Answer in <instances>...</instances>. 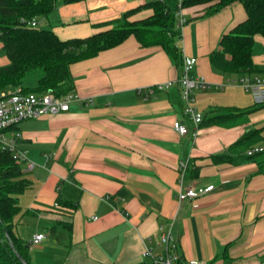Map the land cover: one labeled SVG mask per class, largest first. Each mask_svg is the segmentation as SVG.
<instances>
[{"label":"crops","instance_id":"obj_1","mask_svg":"<svg viewBox=\"0 0 264 264\" xmlns=\"http://www.w3.org/2000/svg\"><path fill=\"white\" fill-rule=\"evenodd\" d=\"M145 2L56 0L37 24L62 39L84 37ZM206 6L183 9L180 35L182 51L197 59L193 75L208 83L195 91L202 114L197 127L183 115L177 84L145 94L146 86L176 79L180 64L131 35L70 64L72 90L80 98L67 111L23 120L8 132L18 134L17 146L35 163L13 218L14 234L29 244L31 264H152L142 253L163 252L158 240L170 222L183 260L263 264L264 149L246 150L264 148V102L243 89L240 76L225 75L209 59L245 10L233 2L205 15ZM150 13L141 8L130 19ZM7 62L0 59V65ZM252 62L259 71L251 75L264 77L261 35L254 36ZM221 114H227L221 122L211 121ZM176 119L186 124V134L173 129ZM246 133L245 143L231 148ZM218 154L230 161L214 158ZM180 162L187 163L182 184ZM208 184L213 189L191 201L176 197L186 185ZM36 233L45 237L31 244Z\"/></svg>","mask_w":264,"mask_h":264},{"label":"trees","instance_id":"obj_2","mask_svg":"<svg viewBox=\"0 0 264 264\" xmlns=\"http://www.w3.org/2000/svg\"><path fill=\"white\" fill-rule=\"evenodd\" d=\"M76 1L80 0H62L63 3ZM233 2L242 4L245 18L222 33L209 59L225 75H251L259 71L252 62V47L255 35L264 37V0H182L181 6L184 9L205 3L204 14L210 15ZM55 4L56 0H0V45L8 61L0 65V93L41 94L51 90L56 95L64 94L73 89L70 64L115 47L131 35L143 47H161L181 66V54L176 47L177 0L147 1L119 18L96 24L102 28L84 37L62 39L52 29L26 25L25 21L32 18L46 17ZM141 8L151 9V13L130 19ZM225 115H216L211 121L221 122ZM248 134L232 143L231 148L242 146ZM214 158L230 161L223 154ZM236 159L239 160H231ZM26 173L9 151L0 148V264H22L13 248L31 264L29 244L13 232V218L20 210L18 196L29 185Z\"/></svg>","mask_w":264,"mask_h":264},{"label":"built area","instance_id":"obj_3","mask_svg":"<svg viewBox=\"0 0 264 264\" xmlns=\"http://www.w3.org/2000/svg\"><path fill=\"white\" fill-rule=\"evenodd\" d=\"M144 1H162V0H144ZM182 0H177L176 29L178 37L176 47L181 54V66L179 76L174 80L157 82L144 88L147 96L152 95L155 91L168 89L172 85L177 84L180 88L181 100L183 103V115L187 116L195 127L202 120V114L195 105V91L205 88L208 83L199 76L193 75L192 70L196 64V57L186 55L181 48L180 35L183 25L186 23L181 6ZM25 21L24 19H21ZM38 19L32 18L25 21L26 25L37 26ZM243 89L252 94L254 100L258 103L264 102V77L258 75H242L238 79ZM80 98L74 90H70L64 94L56 95L53 91L37 94L33 92L7 91L0 93V148L9 151L13 160L21 165V171H31L35 163L27 158L26 152L19 148L16 143L18 134L12 132L8 134L12 128L23 120L39 118L46 114H58L69 109L70 103ZM91 100V98H90ZM173 129L178 134H186L188 129L186 124L181 120H174ZM262 146H253L246 150L248 155H253L263 151ZM187 169L186 162H180L178 165L179 183L184 181L185 171ZM213 189L212 184L205 186L186 185L177 192L178 201H191L194 198L202 196ZM127 215V213H124ZM91 218H96L92 216ZM162 227H160L161 229ZM45 237L44 233H36L32 236L30 243L37 244ZM158 242L163 244V252L155 254L151 248H146L142 255L148 258L152 264H208L206 261L189 259L183 260L177 249V242L173 235V224L170 222L165 230L159 236ZM264 264V259L262 261ZM114 264V263H112Z\"/></svg>","mask_w":264,"mask_h":264},{"label":"water","instance_id":"obj_4","mask_svg":"<svg viewBox=\"0 0 264 264\" xmlns=\"http://www.w3.org/2000/svg\"><path fill=\"white\" fill-rule=\"evenodd\" d=\"M10 246L13 248V243L10 241ZM16 256L19 258V260L22 262V264H27V262L22 258V256L13 248Z\"/></svg>","mask_w":264,"mask_h":264},{"label":"rangeland","instance_id":"obj_5","mask_svg":"<svg viewBox=\"0 0 264 264\" xmlns=\"http://www.w3.org/2000/svg\"><path fill=\"white\" fill-rule=\"evenodd\" d=\"M37 27H38V28H43V26H42V24H41V21L38 22ZM2 58H5V54H4V51H3V49L1 48V45H0V59H2ZM18 124H19V123H18ZM18 124H17V125H18Z\"/></svg>","mask_w":264,"mask_h":264}]
</instances>
